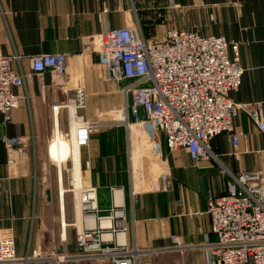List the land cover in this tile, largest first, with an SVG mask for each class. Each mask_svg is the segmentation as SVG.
I'll return each mask as SVG.
<instances>
[{"label":"crops","instance_id":"obj_1","mask_svg":"<svg viewBox=\"0 0 264 264\" xmlns=\"http://www.w3.org/2000/svg\"><path fill=\"white\" fill-rule=\"evenodd\" d=\"M133 1L0 0L1 53L67 55V71L59 79L50 71L32 74L29 61L23 59L20 67L31 74V81L26 89L13 87L21 104L11 121L6 122L0 114V216L3 226L15 235L19 255L31 252V247L42 250L41 243L47 241L49 255L78 254L76 229L83 226L80 189L95 187L103 213H123L128 245L160 250L142 257L139 264H206L207 245L217 240L207 214L209 195L226 193L230 182L227 170L233 174L264 173V135L250 116L241 112L234 128L247 133L249 139L235 149L228 133L213 138L211 148L218 162L196 163L184 150L170 151L163 136L146 124L102 126L90 135L87 145L79 146L80 187L76 185L75 121L69 109L61 106L66 103V93L74 96L82 91L86 107L77 110L73 106L78 117L100 120L106 111H121L125 82L109 77L99 64L97 49L104 32L135 20ZM176 4V9L166 0L136 4L146 33L150 35V27L160 28L163 37L168 29L176 28L239 43L245 72L239 89L230 97L238 104L262 102L264 113V0H176ZM155 34L151 39L162 38ZM15 68L19 66L15 64ZM121 113L120 120H125ZM58 130L61 140L70 141L63 157L66 164L71 162V184L62 197L61 167L65 162H61ZM14 136L27 139L34 158L19 160L10 168L4 138ZM55 137L51 145H55L54 160L60 168L58 197L47 182L46 169L47 146ZM37 159L43 164L40 169L34 167ZM113 189H119L117 198ZM174 237L184 248L177 247ZM64 264L110 263L72 259Z\"/></svg>","mask_w":264,"mask_h":264},{"label":"built area","instance_id":"obj_2","mask_svg":"<svg viewBox=\"0 0 264 264\" xmlns=\"http://www.w3.org/2000/svg\"><path fill=\"white\" fill-rule=\"evenodd\" d=\"M166 1L170 8H177L176 0ZM142 2L133 1L135 20L104 32L97 49L99 64L109 77L118 83L125 82L122 111L126 115L121 120L124 123H117V119L107 123L78 117L76 111L86 107L84 94L66 93V103L61 107L69 109L76 122L74 138L78 146L87 145L90 135L102 126L117 123L130 128L142 123L162 135L170 151L184 150L196 163H207L219 161L211 148L213 138L228 133L235 149L241 141H248L247 133L234 128L241 112H246L264 135L263 103L238 104L230 97L231 92L239 89L245 72L239 45L225 37L202 36L176 28L168 29L160 39H148L135 8ZM23 59L29 61L32 74L50 71L59 79L67 71L65 53L24 56L0 52V114L6 122L11 121L21 104V96L13 92V87L26 89L31 81V74H25L20 67ZM73 106L77 109L74 112ZM4 144L10 168L16 167L19 160L29 159L24 137H5ZM227 174L230 182L226 193L208 198L207 214L217 240L207 245L206 264H264V173L233 174L227 170ZM118 193L119 189H113L115 198ZM79 198L83 227L78 229L76 240L80 252L52 257L54 264L72 259L139 264L142 257L160 252L128 245L123 213H103L95 187L80 189ZM88 217H93L94 227L87 224ZM9 230L3 227L0 216V264L21 262L15 235ZM174 240L178 248H184L178 237ZM26 259L29 260L28 256Z\"/></svg>","mask_w":264,"mask_h":264},{"label":"rangeland","instance_id":"obj_3","mask_svg":"<svg viewBox=\"0 0 264 264\" xmlns=\"http://www.w3.org/2000/svg\"><path fill=\"white\" fill-rule=\"evenodd\" d=\"M167 2V1H166ZM168 3V2H167ZM177 5V4H176ZM178 6V5H177ZM149 7H151V5H149ZM153 7V6H152ZM136 8V7H135ZM159 18H162L164 15H162V14H158L157 15ZM150 29V35H148V33H146V30H145V28L143 27V30L145 31L144 33H145V35H146V37L148 38V39H151L154 35H152V34H155V33H159L158 35L157 34H155V36H158V37H162V35H161V30H160V28H152V27H150L149 28ZM153 29H156L155 31L153 30ZM158 29V30H157ZM200 34V33H199ZM165 35V34H164ZM163 35V36H164ZM201 35V34H200ZM202 36H205V35H202ZM207 36H214V35H207ZM220 37V36H219ZM236 44H238L239 45V43H236ZM240 47V46H239ZM245 69V68H244ZM123 101H124V98H122V105L124 106V103H123ZM121 105V106H122ZM122 108L123 107H120L118 110H121L122 111ZM113 111V112H112ZM112 111H106V113L105 114H103V115H101L100 116V120H104V121H106L107 123H113V119H117L116 121H117V123H124V121H121L120 120V118H123V113H121L120 114V112L121 111H119V115L118 114H116V113H114V111L115 110H112ZM125 115H126V111H125ZM98 119L96 118L95 120H93V121H97ZM121 121V122H120ZM115 123V122H114ZM112 124H110L109 126H111ZM114 125V124H113ZM132 127V126H131ZM138 128H140V126H138ZM64 137V136H63ZM62 138V137H61ZM56 139V137L55 138H53L51 141H50V143L48 144V146H47V152H46V155H47V159H48V161H47V163H48V167H46V169H47V174H48V178H47V182H49L50 183V187H52V190H53V193L58 197V184H57V174H58V172H59V166H58V164L56 163L57 161H55L54 160V155H53V151L55 150V145H54V147H53V145H51L53 142H54V140ZM59 139H60V136H59ZM69 140H66V138L64 137V138H62V140L60 139V148H61V151H62V159H61V162L62 163H64V165L61 167L62 169V185H63V187H64V189L65 190H68L69 188H70V184H71V176H70V172L68 171V170H70L71 168V162H70V160L67 162V164H66V160L67 159H65L64 160V157H63V155H64V153L66 152V150H67V144H69ZM51 145V148H49V146ZM30 157H29V159L30 158H34V153H32V151H31V149H30V155H29ZM51 157V158H50ZM64 160V161H63ZM34 167H35V169H40V168H42V166H43V164H42V162H40V160L39 159H37V161H34ZM68 166H70V167H68ZM61 185V184H60ZM56 191H57V193H56ZM46 214L47 215H49V213H47L46 212ZM4 227V226H3ZM83 227V226H82ZM5 228V227H4ZM6 229V228H5ZM78 229H80V227H77V229H76V233H77V231H78ZM6 230H8V229H6ZM9 231H11V230H9ZM77 241V240H76ZM34 244V243H33ZM41 245L42 246H40L41 248H42V250H32V249H34L33 247H31V252H27V254H25V255H19L18 253H17V255H18V257H19V259H21V262H17V264H53V261H52V257H55L54 255H49L48 253H46V252H49L48 250V246H49V241H47V242H42L41 243ZM79 247V246H78ZM35 253V254H34ZM70 255H72L71 253H70ZM28 256V258H29V260H27L26 259V257ZM42 258L44 259L45 258V260H42Z\"/></svg>","mask_w":264,"mask_h":264},{"label":"bare ground","instance_id":"obj_4","mask_svg":"<svg viewBox=\"0 0 264 264\" xmlns=\"http://www.w3.org/2000/svg\"><path fill=\"white\" fill-rule=\"evenodd\" d=\"M74 107L72 108L73 112L76 109V107H75V109H74ZM75 128H76V122H75V125L73 127V135H75ZM57 138L59 140V130L57 131ZM72 145H73V157H74V176H75V180H76V185L80 187L79 146H78L75 138H73V140H72ZM59 154H60V148H59ZM58 158H60V155L58 156ZM59 163H60V160H59ZM60 178H61V176H60ZM64 193H65V189L61 184V197H62V194L64 195ZM80 217L82 219V216H80ZM87 222H88L87 224H89L91 227H94L95 224H94L93 217H90V218L88 217Z\"/></svg>","mask_w":264,"mask_h":264}]
</instances>
